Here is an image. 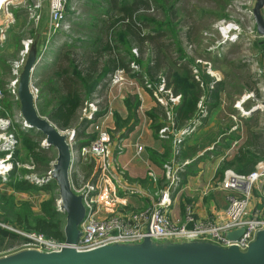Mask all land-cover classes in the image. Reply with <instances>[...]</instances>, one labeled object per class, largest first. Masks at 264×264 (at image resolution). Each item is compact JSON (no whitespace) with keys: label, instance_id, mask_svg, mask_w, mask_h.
<instances>
[{"label":"built area","instance_id":"1","mask_svg":"<svg viewBox=\"0 0 264 264\" xmlns=\"http://www.w3.org/2000/svg\"><path fill=\"white\" fill-rule=\"evenodd\" d=\"M46 1L49 9L47 38L58 33L69 36L72 31V23L67 20V9H70V16L73 19V17L78 16L79 6L77 3H73L68 7L69 0ZM26 3L27 0H0V38L3 37V30L13 22L12 14L9 12L11 6L22 4V8L30 14V19L35 24L39 16L40 1L31 0V5ZM249 4L250 0H247L242 6L248 5L245 7V14L252 21L251 15L247 12ZM77 19H80V17H77ZM218 32L222 41H232L240 34V29L236 23L228 22L219 24ZM250 33L252 34L253 31H250ZM30 40L31 38L22 42L19 59L14 62L11 68V80L5 83V88H0V181L5 183L15 171L24 168L26 171H32L25 176V180L42 187L50 182L46 176L51 169L45 173L46 175L39 176L33 172L34 163L32 159L29 163L22 165L16 156L19 143L17 135L19 131L25 132L28 129L20 118L16 105L14 85ZM213 49L211 48L210 51ZM131 52L135 57L137 56L135 49H132ZM194 62L205 66L206 76L211 79L214 78V81L218 80L210 62L197 59ZM129 68V73H125L123 70L115 71L111 77L110 85L134 84L132 80L138 77H133V75L141 73V68L134 60L130 61ZM191 69V76L198 83L203 93L196 104L195 114L180 129L173 127L172 118L174 109L180 103L181 97L179 95L173 96L170 90L165 89V82L162 76H158L154 81L149 80L145 75L138 78L141 86L150 92L153 99L166 108L165 121L157 130V134L169 138L172 145L171 157L162 166L164 181L160 189L153 193H145L139 185H124L121 187L131 194L135 193L138 196L147 195L151 200L150 206L142 211H127L119 215L102 218L98 216L99 209L97 207L101 196V186L96 184L82 185L74 191L78 195H83L86 216L79 225L80 238L76 244L70 247L77 251H87L109 244L136 242L145 237H150L156 240L205 239L222 247L236 245L244 249L253 239L254 233L264 226V199L262 192L264 188V161L258 162L254 169L247 174H238L230 168L223 171L222 178L216 185L219 190L228 193L226 197L227 205L222 212V217L214 219L197 217L191 203L184 204L183 213L179 218L172 219L168 216V209L175 200L181 186L182 172L188 164V161L179 160L182 145L185 139L194 134L208 117L207 94L214 84V81H210L208 84L204 83L195 65ZM30 92L37 100L39 88L32 79ZM261 92V102H263L264 87L262 83ZM248 97L252 98L253 95L251 94ZM6 98H8V102L16 107L10 114L4 104ZM97 102L85 103L81 117L92 120L94 115L100 112ZM107 112L109 113V111ZM92 130L95 134L94 138L88 145L79 150V154L83 157L98 159L101 171L110 178H115L117 175L124 176L123 169L119 167L112 153L113 142L109 132L104 129L102 123L95 122L92 124ZM63 132L71 135L67 142L72 147L74 131L65 130ZM122 149L121 145L116 144L118 152H121ZM110 202L120 204L116 198H111ZM58 203L59 200L57 199L55 207L57 212L59 209ZM240 230L242 232L237 238L230 239L228 237L230 233ZM25 238V243L20 249L32 248L50 252L67 246L64 240L57 241L38 233H29L25 235Z\"/></svg>","mask_w":264,"mask_h":264},{"label":"rangeland","instance_id":"2","mask_svg":"<svg viewBox=\"0 0 264 264\" xmlns=\"http://www.w3.org/2000/svg\"><path fill=\"white\" fill-rule=\"evenodd\" d=\"M115 1L117 4H115L114 9H111L108 0H85L86 8H82V5L77 2V5H80L77 17L85 20L82 23L84 24L82 30H77L76 32L81 38L75 41V43L69 44L66 41L62 45L60 41L66 39L65 35L62 33L56 34V41L61 46L54 50L56 51V55L54 56L56 58L53 64L49 65L50 67H41L40 75L43 78L45 76L47 78L52 74L60 53H71L69 55L70 58L76 57L81 59V55L88 52L92 44L102 45L109 38V30L105 29L106 22L111 23L116 18L123 17L124 14L119 10L122 4L128 7L131 6L133 7L132 12L135 11L134 13H137L138 11H142L143 17L153 19L154 23L158 26L162 25V31L165 32L164 34L155 35L152 30L155 25L153 22L152 24L148 22L142 24L145 33H151L150 35L155 38L153 43L156 44L159 58L161 56L162 63L165 65V70H162L163 72L160 73V76H165L166 78L169 74L168 72L179 70L191 59L192 63L189 66L190 73L192 74L191 68L195 65L202 79L203 76H206L205 66L195 64L194 61L197 59L211 63L212 69L217 74L216 77L219 81H214V78L211 79L210 77L209 79L210 81H214V83L221 81L219 96L225 103L224 115L229 120L227 125L232 127L229 134L234 137L232 147L228 153L229 159L227 160L230 162L232 160L230 157L241 149H251V151H254L253 153L262 156L264 150V111L258 109L255 112H251V110L258 103H261L262 100L261 83L263 79L262 71L264 70V47L261 45V42H258L254 38V31L256 29L253 26L254 22L249 20L247 14H245V7L248 5L242 6L247 0ZM26 4L31 5V0H27ZM72 4L68 1V7ZM22 6V4H18L9 8L13 22L3 30V37L0 38V82L3 83V87L1 88H5V81L11 80V68L14 62L19 59L22 42L32 37L34 24L30 19V14L25 12ZM89 14H93L95 17L94 26L92 27L87 26ZM70 15L71 11L68 8L66 16L71 21L74 18V20H78L77 17H73L72 19ZM82 16L84 18H81ZM168 22L175 29L174 36L168 30L170 28ZM228 22L236 23L240 29V34L232 41H222L218 32V25ZM44 23L45 21H42L43 25ZM250 31H253V33L251 34ZM211 48L213 50L210 51ZM132 49L137 51L138 58L140 57L139 59L144 63L143 66H146L150 59L148 45L143 44L142 46H138L137 42L132 40L130 54L134 55L131 52ZM178 49L181 50L182 56L185 58L180 56ZM44 53L45 51L42 54ZM140 68L142 69V64H140ZM251 94L253 97L249 98L248 96ZM15 108L13 106L12 110H15ZM30 133L24 136L17 135L19 162L22 165L29 163L31 158L29 157L26 143L36 144V147L45 151L47 157L51 159L49 171L55 160V151L52 148H43L41 146L43 138L36 131ZM263 161L264 159L259 160V162ZM31 172L21 168L15 171L5 183L0 181V258L18 251L23 243H25V235L36 233L27 231L16 225L6 214L7 208L10 207L7 200L10 199L14 203L12 209L14 212H21V208L24 207L23 205L27 204L30 209V218L42 216L41 204L45 200L40 198L41 192L37 190L38 186L25 180V176ZM20 181L27 182L34 189L26 191L17 190L13 184ZM47 194H45L49 197L47 200L54 198V206L56 207V200L58 199L57 188L52 192H47Z\"/></svg>","mask_w":264,"mask_h":264},{"label":"crops","instance_id":"3","mask_svg":"<svg viewBox=\"0 0 264 264\" xmlns=\"http://www.w3.org/2000/svg\"><path fill=\"white\" fill-rule=\"evenodd\" d=\"M69 2H79L82 8L87 7L85 0H69ZM83 16L81 18H84ZM88 16L87 26L92 27L95 17L93 14ZM67 19L72 23V31L69 36L64 34L66 39L60 41L62 45L68 41V38L78 41L81 37L76 32L82 30L84 26L82 23L85 22L82 19L72 21L68 17ZM34 32L35 25H33L32 36ZM38 34H45L47 39L46 50L44 48L45 53L39 57L40 61L35 66L32 76V80L38 81L40 86L51 77L50 74L47 78H45L46 76L43 78L40 75L41 67H50L49 65L53 64L56 58L54 57L56 55L54 50L61 45L56 41L57 37L55 35L47 38L48 23L40 25ZM35 47L38 46L35 45ZM130 57L132 59V55ZM141 64L143 68L144 63ZM132 81L134 82L132 85H109L105 97L106 110L99 108L100 112L94 115L89 125L76 124L68 129L74 131L73 160L70 170L72 188L77 190L86 184L100 185L101 196L97 207L99 209L98 216L102 218L119 215L127 211H142L148 208L151 200L147 195L131 194L121 187L124 185H139L145 193H153L160 189L164 181L162 166L171 157L172 145L170 139L158 135L156 130V127L162 125L165 121L166 108L153 99L150 92L141 86L138 78ZM2 84L0 82V88L3 87ZM8 101V98H6L4 104L10 114L13 111L12 107L15 105ZM224 105V101L220 99L218 94V100L209 109V115L202 126L194 134L187 137L182 145L179 160L188 161V164L182 172L180 189L168 209V216L172 219H177L182 215L185 203L192 204L197 217L203 219L222 217V212L227 205L226 197L228 193L219 190L216 185L222 178V165L229 162L227 160L229 159L228 153L234 138L233 135L229 134L232 127L227 125L229 120L224 115ZM106 111H109V113H106ZM94 122L102 123L104 129L109 132L113 142L112 153L119 167L123 169L124 176L117 175L115 178H110L101 171L98 159L83 157L79 154V150L87 145L89 136L93 138L95 136L92 130ZM32 131H19L18 134L24 136ZM116 144L122 146L121 152L116 150ZM138 149L140 150L138 151ZM235 155L230 158L233 160ZM16 156L18 158V154ZM34 171L39 176L44 175V172L37 170L35 163ZM39 191L41 192L40 198L46 201L49 198L47 192ZM111 198H116L120 204L111 203Z\"/></svg>","mask_w":264,"mask_h":264},{"label":"trees","instance_id":"4","mask_svg":"<svg viewBox=\"0 0 264 264\" xmlns=\"http://www.w3.org/2000/svg\"><path fill=\"white\" fill-rule=\"evenodd\" d=\"M111 9H114L117 2L108 0ZM133 7L122 4L119 10L124 14L115 21L106 22L105 29L109 30V38L102 45L92 44L88 52L81 55L80 58L69 57L70 54L60 53L57 57L54 70L48 81H44L39 86L38 81L35 85L39 88V95L36 100V108L41 116L46 117L61 131L68 130L76 124L89 125L92 120L81 117L82 109L85 103L98 101L97 106L104 110L106 108V93L111 82L113 73L117 70H123L125 73L130 72L129 63L135 61L139 66L142 61L137 57L130 55V47L132 40L136 41L138 46L147 44L150 52L148 64L141 69V73L133 75V77H142L145 75L149 80L154 81L160 76L165 65L162 63L161 56L157 51L154 37L149 33H145L143 23H154L153 19L145 18L142 11L132 12ZM141 19V21H140ZM168 29L171 35H175V29L168 22ZM156 25V24H155ZM152 28L153 34H164L162 25H156ZM94 26V25H93ZM68 38V36H67ZM76 39L68 38V43H75ZM89 47V48H90ZM143 50V48H142ZM181 57L182 52L178 49ZM192 60H188L186 64L179 70L168 72L164 78L165 89L170 90L173 96H180V103L175 107L172 123L175 129L185 126L193 117L196 111V104L203 93L198 83L192 78L190 73V64ZM204 83L208 84L210 79L208 76L202 77ZM221 88V81L215 82L213 88L207 94V102L209 109L213 107L217 100ZM106 110V109H105ZM97 115V114H96ZM161 125L156 127L159 129ZM255 137V136H254ZM93 137L89 136L87 145L92 141ZM86 146V145H85ZM247 146V145H246ZM245 146V147H246ZM29 156L33 159L37 170L46 172L49 169L50 158L42 149H38L36 144L26 143ZM251 149L239 150L232 161L222 165L221 171L232 169L238 174H247L254 169L259 160L264 159V150L262 156L253 153ZM17 190L34 189L25 181L13 184ZM36 188V187H35ZM56 189L53 182L38 187L37 190L52 192ZM6 210V214L14 223L27 231H33L42 234L47 238L57 241H63L64 216L56 211L54 206V198L41 204L42 216L30 218V209L28 205H23L21 212H14L12 203Z\"/></svg>","mask_w":264,"mask_h":264},{"label":"water","instance_id":"5","mask_svg":"<svg viewBox=\"0 0 264 264\" xmlns=\"http://www.w3.org/2000/svg\"><path fill=\"white\" fill-rule=\"evenodd\" d=\"M39 1L40 11L34 24L35 32L18 71L14 94L20 118L28 130L41 135L43 138L41 146L52 148L56 153L46 178L57 188L58 212L65 217L63 236L67 246L50 252L32 248L19 249L0 258V264H264V226L254 233L253 239L244 249L236 245L222 247L205 239L156 240L150 237L136 242L109 244L87 251H77L70 247L80 238L79 225L86 216V208L83 195L75 193L70 181L73 146L71 147L67 140L71 135L59 130L38 113L36 99L30 92L35 66L40 61L39 57L47 42L45 34H38V30L42 21H45V24L49 22L47 1ZM247 12L251 15L256 28L254 38L264 47V0H251ZM262 74L264 87V70ZM258 109L264 111V101L253 107L251 112ZM241 232L240 230L230 233L228 237L237 238Z\"/></svg>","mask_w":264,"mask_h":264},{"label":"bare ground","instance_id":"6","mask_svg":"<svg viewBox=\"0 0 264 264\" xmlns=\"http://www.w3.org/2000/svg\"><path fill=\"white\" fill-rule=\"evenodd\" d=\"M27 129H29V128H27ZM28 131V130H27Z\"/></svg>","mask_w":264,"mask_h":264}]
</instances>
